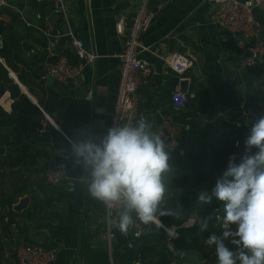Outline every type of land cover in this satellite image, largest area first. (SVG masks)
Masks as SVG:
<instances>
[{
  "label": "crops",
  "instance_id": "crops-1",
  "mask_svg": "<svg viewBox=\"0 0 264 264\" xmlns=\"http://www.w3.org/2000/svg\"><path fill=\"white\" fill-rule=\"evenodd\" d=\"M138 1L65 0L64 9L57 11L51 0H11L16 9L2 10L0 58L9 78L30 103L14 109L13 103L18 99L12 98L10 90L0 84V167L6 166L5 159L7 166L19 156L25 159L20 165L10 166L22 167L21 174L15 175L4 189L6 174L0 183V264H16L13 250L18 244L57 250V258L51 264H143L146 261L151 264L157 257L134 259L133 253L153 247L159 251L165 245L162 227L152 225L133 240L134 247H129L133 227L126 242L116 234L110 255L101 239L107 224L105 207L74 182L79 170L68 162V177L58 185L47 183L43 177L56 161L54 147L68 145V141L50 124L39 130L43 117L40 109L53 120L63 121L61 127L67 137L75 136L82 128L104 133L111 127L120 82L119 54L124 49ZM151 6L155 17L141 35L144 50L140 57L151 64L154 73L139 86L138 96L142 112L155 121L170 152L179 150L184 154L189 139L198 143L192 134L196 126L218 128L213 119L205 116L189 118L184 123L176 119L182 111L191 109L186 108L190 99L176 108L171 96L178 87V79L166 60L175 52L192 55V65L185 72L190 80L186 81L184 90L193 88L196 93L197 88L205 86L216 109V118L231 123L234 133L244 132L242 112L263 103L256 90L264 89V71L254 72L255 67L244 70L241 72L243 84L238 82L239 64L246 52L232 35L211 22V1L151 0ZM256 17L261 23L260 35L264 37V12H257ZM119 18L124 21L121 31L116 27ZM47 20L52 24L50 36L39 29ZM75 38L83 39L97 54L95 63L84 68L81 83L72 85L45 78L46 60L59 56H66L72 62L78 60L70 48ZM261 65L264 68V63ZM156 109L161 113L153 116ZM23 115L30 117L36 127L18 137L13 128ZM197 120L205 125L197 124ZM4 145L13 149L6 151ZM19 145L26 149L18 151ZM170 164L173 169L176 167L171 161ZM173 175L171 172L170 177ZM17 186L23 188L14 201L26 194L31 197L22 214L15 213L6 202L13 198ZM175 191L174 188L172 194ZM192 216L200 221L197 214ZM114 230L119 232L115 226ZM194 262L199 261L185 264Z\"/></svg>",
  "mask_w": 264,
  "mask_h": 264
},
{
  "label": "clouds",
  "instance_id": "clouds-1",
  "mask_svg": "<svg viewBox=\"0 0 264 264\" xmlns=\"http://www.w3.org/2000/svg\"><path fill=\"white\" fill-rule=\"evenodd\" d=\"M67 141L65 160L79 170L74 182L105 207L110 228L127 235L137 223L161 227L163 215L183 218L180 202L172 201L170 148L154 120L141 115L131 124L114 122L104 133L82 128ZM236 160L235 153L229 156L211 194L198 195L201 202L215 198L223 205L215 216L221 234L209 235L204 244L215 246L216 264H264V114L252 121ZM211 218L190 216L185 224L199 223L205 231Z\"/></svg>",
  "mask_w": 264,
  "mask_h": 264
},
{
  "label": "built area",
  "instance_id": "built-area-1",
  "mask_svg": "<svg viewBox=\"0 0 264 264\" xmlns=\"http://www.w3.org/2000/svg\"><path fill=\"white\" fill-rule=\"evenodd\" d=\"M55 10H63L65 0H51ZM211 1L213 6L210 12V20L222 31L232 35L240 44V47L246 52V56L239 64L238 82L243 84L242 73L244 70L252 69L264 63V37L260 35L261 23L257 19L256 12H264V0H206ZM4 8H14L11 0H0V24H3ZM155 17V12L151 6V0H139L135 13L132 17L131 25L126 34L123 51L119 54L120 82L117 96L114 104L113 115L111 118V126L114 122L134 123L141 115L149 119V115L140 109V98L138 96V88L153 75L154 71L151 64L140 57L141 50H144L140 38L142 33L147 31L151 26ZM32 25L31 23H28ZM116 27L121 31L124 27V21L119 18ZM46 36L51 35L52 24L45 21L39 28ZM71 50L75 53L78 60L72 62L66 56L53 57L44 62V77L53 78L61 83H81V77L84 68L87 65H93L97 59V54L89 49L85 41L81 38H75L71 45ZM168 67L176 74L178 79V87L171 93L174 106L181 108L188 99L196 96L194 90L187 88L183 90L181 83L189 81V77L185 76L186 70L192 65V55L189 52H175L168 60ZM42 112L39 130L43 131L50 124L52 127L67 136L62 130L63 121L53 120L46 112ZM160 110L156 109L153 116L160 115ZM243 114V130L244 134L233 133L234 145L236 148H244V140L250 133V127L253 120L258 118L252 110H244ZM239 142V146H237ZM68 145H56L53 153L56 158L55 163L44 172V179L47 183L58 185L67 179V165L63 149H67ZM62 165L66 167L62 168ZM63 171V172H62ZM115 210H113V215ZM106 228L101 233V239L107 242V251L111 255L116 241V232L113 227L109 226V215L105 209ZM8 221L9 219L6 218ZM187 221V220H185ZM182 223L183 227H189ZM162 229L165 234V246L173 259L171 264H179L185 257V252L181 251L176 245L178 237V228L175 224L162 223ZM148 226L137 223L133 228L132 238L128 242L129 247H134L133 240L140 237ZM16 264H51L57 258V250L45 249L42 246L30 244H18L13 250Z\"/></svg>",
  "mask_w": 264,
  "mask_h": 264
},
{
  "label": "trees",
  "instance_id": "trees-1",
  "mask_svg": "<svg viewBox=\"0 0 264 264\" xmlns=\"http://www.w3.org/2000/svg\"><path fill=\"white\" fill-rule=\"evenodd\" d=\"M2 27L3 25L0 24V31L2 30ZM1 52L2 49H0V53ZM262 71H264L262 65H258L254 68V72ZM1 83L10 90L12 98L18 99L13 103L14 109L30 103L26 95L20 93L18 86L13 83L11 78H9L8 71L4 66H0V84ZM256 92L259 93L262 102L264 103V89L256 90ZM186 108L191 109V111L181 112L179 118H176L180 123L186 122L189 118L205 116L208 119H213L218 128L214 130L210 128H199L196 126L192 129V134L196 139V142L199 143L198 149L195 151L189 150L184 154H181L179 150L170 152V161L173 165H176L172 171L174 174L172 187L177 191L172 194V201L180 202V205L184 210V216L182 219H175L174 217L163 215L161 216V221L164 224H175L173 222L176 220L180 223L194 214L201 216L203 218L202 221L211 216L210 209H217L222 203L215 198H212L210 203L201 202L198 200L199 193L203 191L211 194V190L215 186L217 178L222 175L227 167L229 156L235 153L237 156L236 162L239 163L240 157L244 152V148H239V152L236 151L238 148L235 147L234 139L232 137L234 126L229 122L221 121L216 118V109L210 93L205 86L201 85L196 89L195 98L190 99L186 104ZM35 127L36 125L34 121L30 117L23 115L14 126L13 131L18 137H20L23 133H31ZM17 149L21 152L26 148H24L23 145H19ZM256 151L257 149H252L253 153ZM24 161L25 159L19 156L9 162L10 165L8 164V166H17ZM4 162V165L7 166V159H5ZM3 176L4 171L0 167V183L3 181ZM178 189H181V193L178 192ZM14 200V198H9L6 202L11 205ZM215 222L220 223L213 217L208 219L207 229L205 231L200 230L199 223L192 227H183L175 224L180 226L178 228L176 245L181 251L185 252V257L179 264H185L190 261H205V255L200 254V252L207 247L203 244L204 240L211 234L219 236L222 231L221 226L218 228L213 227ZM116 234L122 236V241L126 242L130 239V235L128 234L122 235L120 232H117ZM155 249L156 248L153 247L148 250L135 251L132 256L134 259L141 260H145L148 257H157L155 260H152L151 264L172 263L173 259L168 253L165 245H163L159 251ZM208 261L209 264H216V256Z\"/></svg>",
  "mask_w": 264,
  "mask_h": 264
},
{
  "label": "water",
  "instance_id": "water-1",
  "mask_svg": "<svg viewBox=\"0 0 264 264\" xmlns=\"http://www.w3.org/2000/svg\"><path fill=\"white\" fill-rule=\"evenodd\" d=\"M254 13L256 14V10L254 11ZM2 41L0 40V47L2 46ZM0 66H5V63L4 61L0 58ZM11 72V71H10ZM53 79V78H52ZM72 85H74L73 83H71ZM181 88L184 90L186 88V81H183L181 83ZM20 91H23L22 89H20ZM1 92L4 93V89L3 87H1ZM252 113L254 115H262L264 114V103H261L259 105H255L252 109ZM197 124L199 125H205L204 122H201L200 120H197ZM5 149L6 151H9L11 149H13L12 146H5ZM199 147V143H195L193 142L191 139L187 140V142L185 143V146H184V152H187L189 150H197ZM237 152L240 151V149L238 148L236 150ZM2 170L4 171V174H6V178H5V183L3 184V188L4 189L5 187L8 186V184L11 182L12 178L15 176V175H19L22 173V167H16V168H12L10 166H4L2 167ZM23 187L21 186H17L15 191H14V195L12 196L15 200H16V197L18 194L21 193V190H22ZM30 201H31V197L29 194H26L20 198H18L17 201H14L12 202L11 204V207H12V210L17 213V214H22L24 211L27 210L29 204H30ZM114 228V226H113ZM102 246L107 249V242L105 240H103L102 242ZM149 261H146L144 262L143 264H148Z\"/></svg>",
  "mask_w": 264,
  "mask_h": 264
},
{
  "label": "rangeland",
  "instance_id": "rangeland-1",
  "mask_svg": "<svg viewBox=\"0 0 264 264\" xmlns=\"http://www.w3.org/2000/svg\"><path fill=\"white\" fill-rule=\"evenodd\" d=\"M259 86V83L258 84H256L255 85V87H258ZM243 134H244V132H242V133H240L239 135H240V137H242L243 136ZM222 207H223V205H221L219 208H217V209H210L211 211H210V215L215 219V216L217 215V210H222ZM220 215H223V212L221 211L220 212ZM197 217L200 219V221H202V217L201 216H198L197 215ZM216 220V219H215ZM218 221V220H217ZM184 222V221H183ZM183 222H180L179 223V221H175V222H173V223H175V224H178V225H180V226H182V223ZM220 222V221H219ZM221 226V222L220 223H218V222H215L214 223V225H213V227L214 228H218V227H220ZM192 227V226H191ZM203 244H204V242H203ZM205 245V244H204ZM214 249H215V247L214 246H207L206 248H205V250H203V251H201L200 252V254H203V255H205V261H200V262H194V263H190V264H209L208 262V260H211V258H213L214 256H215V252H214Z\"/></svg>",
  "mask_w": 264,
  "mask_h": 264
}]
</instances>
